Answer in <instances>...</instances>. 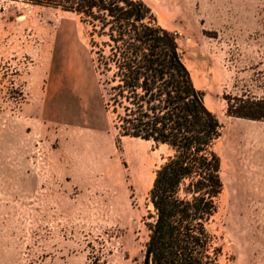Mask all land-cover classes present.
Returning a JSON list of instances; mask_svg holds the SVG:
<instances>
[{
  "label": "rangeland",
  "instance_id": "rangeland-1",
  "mask_svg": "<svg viewBox=\"0 0 264 264\" xmlns=\"http://www.w3.org/2000/svg\"><path fill=\"white\" fill-rule=\"evenodd\" d=\"M147 3L223 124L218 264H264V119L228 114L264 101V0ZM92 57L76 14L0 0V264H142L167 149L119 137Z\"/></svg>",
  "mask_w": 264,
  "mask_h": 264
},
{
  "label": "trees",
  "instance_id": "trees-1",
  "mask_svg": "<svg viewBox=\"0 0 264 264\" xmlns=\"http://www.w3.org/2000/svg\"><path fill=\"white\" fill-rule=\"evenodd\" d=\"M22 1L79 17L119 137L167 149L149 192L142 264H218L223 247L210 223L224 189L215 149L223 124L194 82L178 33L162 26L144 0ZM263 103L230 99L228 114L264 119Z\"/></svg>",
  "mask_w": 264,
  "mask_h": 264
},
{
  "label": "crops",
  "instance_id": "crops-1",
  "mask_svg": "<svg viewBox=\"0 0 264 264\" xmlns=\"http://www.w3.org/2000/svg\"><path fill=\"white\" fill-rule=\"evenodd\" d=\"M144 1H146V2H147V1L150 2V1H153V0H144Z\"/></svg>",
  "mask_w": 264,
  "mask_h": 264
}]
</instances>
